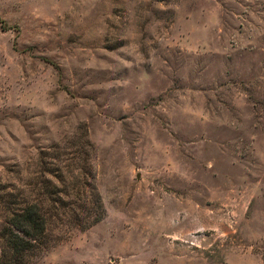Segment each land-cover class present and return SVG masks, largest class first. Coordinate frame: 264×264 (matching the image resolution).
<instances>
[{"label": "rangeland", "instance_id": "rangeland-1", "mask_svg": "<svg viewBox=\"0 0 264 264\" xmlns=\"http://www.w3.org/2000/svg\"><path fill=\"white\" fill-rule=\"evenodd\" d=\"M13 192L28 264H264V0H0Z\"/></svg>", "mask_w": 264, "mask_h": 264}, {"label": "trees", "instance_id": "trees-1", "mask_svg": "<svg viewBox=\"0 0 264 264\" xmlns=\"http://www.w3.org/2000/svg\"><path fill=\"white\" fill-rule=\"evenodd\" d=\"M76 180L74 177L68 181ZM61 184L71 188V182L65 179H62ZM84 184L78 182L72 187L82 189ZM31 186L36 189L38 185L35 182ZM45 188L39 187L42 190ZM16 193L0 197V218L4 222L0 229V264H28L29 257L47 243L49 210L46 209L45 198L40 195L36 199H27L20 192ZM103 217L104 215H100L90 223Z\"/></svg>", "mask_w": 264, "mask_h": 264}]
</instances>
